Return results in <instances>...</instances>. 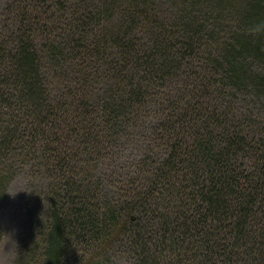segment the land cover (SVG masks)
Listing matches in <instances>:
<instances>
[{"label":"trees","instance_id":"16d2710c","mask_svg":"<svg viewBox=\"0 0 264 264\" xmlns=\"http://www.w3.org/2000/svg\"><path fill=\"white\" fill-rule=\"evenodd\" d=\"M8 11L0 148L15 141L54 175L44 264L82 248L103 252L87 260L102 264L118 247L135 264H264V118L250 133L224 100L264 92V0H11ZM106 35L139 65L101 66ZM94 81L108 84L104 99ZM133 101L175 118L163 121L167 138L155 130L169 154L151 184L119 180L131 195L104 202L107 183L68 155L118 144L138 127L117 111Z\"/></svg>","mask_w":264,"mask_h":264},{"label":"rangeland","instance_id":"374dc122","mask_svg":"<svg viewBox=\"0 0 264 264\" xmlns=\"http://www.w3.org/2000/svg\"><path fill=\"white\" fill-rule=\"evenodd\" d=\"M166 1L174 8L183 2V0ZM10 3L11 0H0V46L6 42L3 34L6 35L4 27L10 18L8 11ZM71 11L70 9L69 14L72 19ZM119 19L115 18L113 23H117ZM112 31L107 29V34ZM99 37L104 44L100 47V51L107 56L105 62H99L101 66L108 69L114 65L116 68L118 64L132 68L139 65L138 56L141 54L129 56L126 60L124 52L115 39L109 35ZM4 45L6 46V43ZM50 76L53 74L50 73ZM90 77L93 78V75L90 74ZM123 79L126 84L130 83V75ZM5 81L2 89L7 91L10 83L9 80L5 79ZM91 86L93 90L98 89L96 95L102 99L105 98L106 91L109 89L107 83L94 81ZM224 100L225 104L233 109L236 118L238 115L243 120L246 131L252 133L257 129L252 121L264 118L263 91L251 89L249 93L239 92L237 97L229 96ZM111 104H104L102 108L110 110ZM127 110L137 115L134 123L138 122V127L130 134L125 132L118 144L110 143L97 154L96 151L92 154L90 149L84 151L81 147L68 155V162L77 164V168H84L83 172L90 170L85 176H93L99 184L107 183L108 188H102L100 191V197L104 202L106 199L124 197L126 192L128 196L131 195L133 191L125 188L124 183L119 180L127 179L132 184L135 181L151 184V180L169 154L167 150L169 147L156 136L155 130L158 128L159 133L167 138L163 121L168 120L169 124H172L175 118L166 116L163 108L148 103L141 106L134 104L133 101L132 107L117 109L120 112ZM149 137L152 145L147 147ZM186 139L188 142L192 141L188 135ZM27 152H30L29 149L20 151L15 141L0 148V264H44L45 261L42 241L47 232V221L51 216L50 199L55 179L54 175L51 176L48 173L45 160L41 156L36 160L27 155L24 157L22 154ZM247 162L249 160H245V163ZM115 172L123 173L114 177L112 174ZM4 233L10 234L14 241L12 247L9 246L10 249L5 244L6 234ZM66 254L65 264H91L87 261L91 255L94 259L104 255L103 252L89 248H82L81 252L71 249ZM105 254L109 256L103 257L105 260L102 264H135L132 255L125 248L118 247L116 250L106 251Z\"/></svg>","mask_w":264,"mask_h":264},{"label":"clouds","instance_id":"9594fccd","mask_svg":"<svg viewBox=\"0 0 264 264\" xmlns=\"http://www.w3.org/2000/svg\"><path fill=\"white\" fill-rule=\"evenodd\" d=\"M4 234H6V240H5L6 246L9 248V246L11 245V247H12V244H13L14 241H13L11 235L8 234V233H4Z\"/></svg>","mask_w":264,"mask_h":264},{"label":"bare ground","instance_id":"6f19581e","mask_svg":"<svg viewBox=\"0 0 264 264\" xmlns=\"http://www.w3.org/2000/svg\"><path fill=\"white\" fill-rule=\"evenodd\" d=\"M151 1H153V0H151ZM158 1V0H157ZM150 2V1H149ZM55 3V2H54ZM38 7V6H37ZM216 10V9H215ZM142 11V10H141ZM228 12V11H227ZM133 14V13H132ZM95 15V14H94ZM139 16V15H138ZM155 16V15H154ZM211 17V16H210ZM207 25V24H206ZM229 25V24H228ZM164 26V25H163ZM202 26V25H201ZM107 28V27H106ZM123 29V28H122ZM161 31V30H160ZM171 31H172V29H171ZM154 32V31H153ZM181 35V34H180ZM222 35V34H221ZM178 38V37H177ZM109 40V39H108ZM194 41V40H193ZM214 46V45H213ZM222 47V46H221ZM239 50V49H238ZM12 51V50H11ZM10 51V52H11ZM184 54V53H183ZM141 57V56H140ZM16 60V59H15ZM219 60V59H218ZM204 61V60H203ZM215 61V60H214ZM237 61V60H236ZM7 64V63H6ZM151 68V67H150ZM173 72H175V71H173ZM152 75V74H151ZM143 76V75H142ZM135 81V80H134ZM137 82V81H136ZM121 94V93H120Z\"/></svg>","mask_w":264,"mask_h":264}]
</instances>
